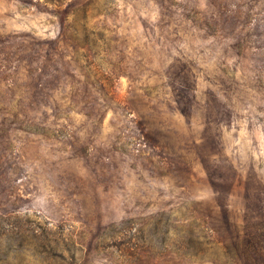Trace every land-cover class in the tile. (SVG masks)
<instances>
[{
	"label": "rangeland",
	"instance_id": "obj_1",
	"mask_svg": "<svg viewBox=\"0 0 264 264\" xmlns=\"http://www.w3.org/2000/svg\"><path fill=\"white\" fill-rule=\"evenodd\" d=\"M183 204L264 264V0H0V264Z\"/></svg>",
	"mask_w": 264,
	"mask_h": 264
},
{
	"label": "trees",
	"instance_id": "obj_2",
	"mask_svg": "<svg viewBox=\"0 0 264 264\" xmlns=\"http://www.w3.org/2000/svg\"><path fill=\"white\" fill-rule=\"evenodd\" d=\"M206 224V219L188 213V204H183L176 210H162L102 226L91 247L97 255L111 256L112 264H136L171 252L201 261L228 256L226 246L213 237ZM63 245L61 237L47 235L40 248L63 262L67 261L66 254L74 258L82 251L81 246L71 249Z\"/></svg>",
	"mask_w": 264,
	"mask_h": 264
}]
</instances>
